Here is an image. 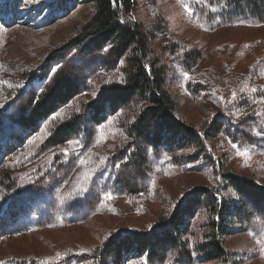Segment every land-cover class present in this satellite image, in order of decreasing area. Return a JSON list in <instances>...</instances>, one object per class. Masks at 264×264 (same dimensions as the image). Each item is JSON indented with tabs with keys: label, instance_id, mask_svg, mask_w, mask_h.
<instances>
[{
	"label": "rangeland",
	"instance_id": "374dc122",
	"mask_svg": "<svg viewBox=\"0 0 264 264\" xmlns=\"http://www.w3.org/2000/svg\"><path fill=\"white\" fill-rule=\"evenodd\" d=\"M133 2L129 16L151 34L177 118L211 135L196 147L143 148L128 134L142 103L111 111L101 98L125 84L124 59L111 44L73 48L91 15L88 0H0V260L103 264L104 244L151 231L199 190L236 202L227 176L264 189V23L225 20L216 0ZM59 80L76 86L75 95L49 117L30 120L28 104ZM89 103L104 120H87L54 145L57 127L83 116ZM207 218L200 207L186 219L185 247L161 261L125 264H264V215L233 223L227 261H204L197 252Z\"/></svg>",
	"mask_w": 264,
	"mask_h": 264
},
{
	"label": "trees",
	"instance_id": "16d2710c",
	"mask_svg": "<svg viewBox=\"0 0 264 264\" xmlns=\"http://www.w3.org/2000/svg\"><path fill=\"white\" fill-rule=\"evenodd\" d=\"M91 5L89 19L79 26L73 48L85 51L87 47L100 48L111 44L113 51L125 61V84L110 88L102 94L111 102V111L126 107L130 102L142 103L128 126V134L144 147L176 150L196 147L203 138L191 125L177 118L176 103L166 89L165 66L151 55L150 32L129 16L133 0H88ZM219 15L225 20L252 19L264 23V0H216ZM77 87L59 80L52 89L45 90L35 103H29L30 120L45 119L59 106L71 99ZM100 123L104 120L96 103L85 105L83 116H74L57 127L50 138L54 145L64 143L76 135L85 121ZM205 134V133H203ZM135 143V144H136ZM225 185L232 190L237 201L211 199L209 191L202 189L177 204L170 217L147 233L128 232L112 238L101 250L103 264H125L143 258L148 262L161 259L173 248L185 247L181 240L188 230L189 217L201 207L207 208L208 218L203 224V242L197 252L204 261L228 260L230 253L224 248V239L232 233L233 223L251 225L264 215V189L251 179L227 176ZM0 264H13L10 258Z\"/></svg>",
	"mask_w": 264,
	"mask_h": 264
},
{
	"label": "snow or ice",
	"instance_id": "6c2138e0",
	"mask_svg": "<svg viewBox=\"0 0 264 264\" xmlns=\"http://www.w3.org/2000/svg\"><path fill=\"white\" fill-rule=\"evenodd\" d=\"M185 7H187V5H185ZM185 75H187V74H185ZM253 91H255V89H252ZM235 92L233 93V96L235 97ZM233 147H236V145H233ZM67 149H64V150H62V154H66L67 153ZM241 155H244V153H240ZM80 163L81 164H83L84 163V161L83 160H81L80 161ZM84 178L86 179L87 177H86V174H85V176H84ZM107 199H112V196H111V194L109 193L108 195H107ZM257 243L259 244L260 243V241H257Z\"/></svg>",
	"mask_w": 264,
	"mask_h": 264
}]
</instances>
